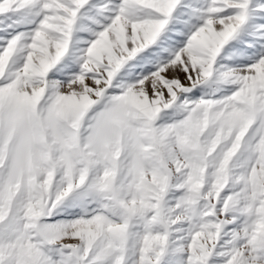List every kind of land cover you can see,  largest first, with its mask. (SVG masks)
Masks as SVG:
<instances>
[{
  "label": "snow or ice",
  "instance_id": "obj_1",
  "mask_svg": "<svg viewBox=\"0 0 264 264\" xmlns=\"http://www.w3.org/2000/svg\"><path fill=\"white\" fill-rule=\"evenodd\" d=\"M0 264H264V0H0Z\"/></svg>",
  "mask_w": 264,
  "mask_h": 264
}]
</instances>
